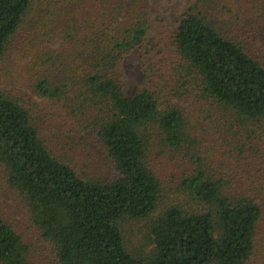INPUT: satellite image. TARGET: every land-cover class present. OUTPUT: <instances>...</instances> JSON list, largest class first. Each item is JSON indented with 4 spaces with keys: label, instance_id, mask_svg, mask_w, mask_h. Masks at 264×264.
<instances>
[{
    "label": "trees",
    "instance_id": "obj_1",
    "mask_svg": "<svg viewBox=\"0 0 264 264\" xmlns=\"http://www.w3.org/2000/svg\"><path fill=\"white\" fill-rule=\"evenodd\" d=\"M166 25L151 0H0V264H264V0Z\"/></svg>",
    "mask_w": 264,
    "mask_h": 264
},
{
    "label": "rangeland",
    "instance_id": "obj_2",
    "mask_svg": "<svg viewBox=\"0 0 264 264\" xmlns=\"http://www.w3.org/2000/svg\"><path fill=\"white\" fill-rule=\"evenodd\" d=\"M192 2L193 0H151V15L154 20H156V18H158V20L159 18H161V20L167 23L166 26L173 27L179 21L180 16L183 14L186 8L191 5ZM157 25L158 26L154 28L155 30L150 33V36L155 37L156 41L160 38V34L157 33V27H160L161 24L158 23ZM158 43H162V41H158ZM151 48L152 43L146 42V47L144 46L141 50H137L131 53L129 56L125 57L120 69L122 70L125 77V92L127 95L134 94L139 90L144 76V72L142 69V57L146 52L145 50H151ZM146 57H149V55H147ZM187 110L192 113L189 107L187 108ZM97 152L98 156L104 160L108 167L106 175L112 177V172L109 169L106 158H104L103 152L100 149H97ZM21 222L24 227V221ZM262 239L264 240V235L262 236ZM35 246L37 247L39 252L40 248L37 244ZM258 254L259 248L256 254H254L253 256V262H256L260 259V256Z\"/></svg>",
    "mask_w": 264,
    "mask_h": 264
}]
</instances>
